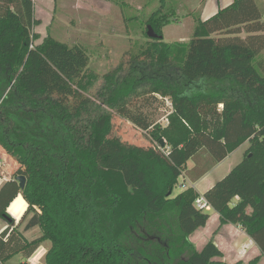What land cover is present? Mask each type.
<instances>
[{
  "label": "trees",
  "instance_id": "obj_1",
  "mask_svg": "<svg viewBox=\"0 0 264 264\" xmlns=\"http://www.w3.org/2000/svg\"><path fill=\"white\" fill-rule=\"evenodd\" d=\"M167 8L160 0L147 21L145 48L100 77L81 46L50 35L34 46L32 0H0V151L10 169L0 170V221L9 224L0 264L29 260L48 241L45 264H229L213 240L202 251L190 240L210 219L195 207L201 195L189 187L172 196L190 161L201 176L211 169L202 156L213 168L245 143L243 160L203 196L220 228L240 226L259 248L248 264L264 258V16L256 0H236L197 19L188 43L167 44ZM52 91L91 101L74 114ZM159 98L171 104L165 127L145 111ZM130 103L132 124L161 154L110 138ZM18 196L27 203L20 224L30 216L24 231L41 230L32 241L8 214Z\"/></svg>",
  "mask_w": 264,
  "mask_h": 264
},
{
  "label": "rangeland",
  "instance_id": "obj_2",
  "mask_svg": "<svg viewBox=\"0 0 264 264\" xmlns=\"http://www.w3.org/2000/svg\"><path fill=\"white\" fill-rule=\"evenodd\" d=\"M225 2V0H222V3ZM256 2L264 16V0H256ZM96 3L97 5L95 6H93L95 0H40L39 3H35L34 17L36 25L33 27V33L38 36V40L34 42V46L41 44L48 35L70 47L81 46L90 57L88 71L94 72L100 77L109 73L121 63H127L129 51L135 53L139 49L145 48L147 43H149L145 34L147 29L146 23L150 16L158 10L160 0H97ZM187 6L190 10H193L197 6V0H189ZM199 12L200 17L203 19L210 17L208 6L205 10L203 9ZM190 17L189 15H181L178 17L181 24L166 25L163 29V36L165 35L164 42L167 44L176 42L188 43L193 36L195 26L193 20L197 18V15L188 19ZM241 37H246V34H242ZM99 86H97V89ZM50 95L67 105L74 114L91 101L88 95L82 93L69 97L62 91H52ZM147 105L149 107L145 111L151 115L154 124H159L163 127L167 126V117L171 110L169 100L159 98L157 101H154L153 99H149ZM133 107V103H130L124 106L119 113L115 114L110 138L127 146H136L146 150L155 149L161 154L162 152L158 144L146 132L139 130L132 124L131 114L135 110ZM248 149L249 143L231 154L221 166L213 170L198 185V190H203L211 182L216 184L227 176L243 160L245 152ZM0 162H4V157L0 156ZM201 163L204 168L212 169L210 161L206 157L202 156ZM193 164L195 166V163L191 161L188 165L191 167ZM5 170L10 172L9 168H5ZM5 170H1V172L5 173V176H8ZM186 183L187 180L182 175L179 178L172 197L188 189L189 185ZM237 200L234 199V203ZM208 214L212 218L207 227L208 230H206L212 233L216 232V230L219 232L218 220L214 218L216 215L215 211H210ZM2 225H4V221L0 222V227ZM231 229H233L232 226L226 229V233L230 234ZM38 230L39 235H41V230ZM204 233L206 232H199L194 237V243H192L197 250L202 249L207 238V235L205 236ZM45 245L44 250L35 255L34 262L41 261V263H45L42 255L47 248L50 249L51 243L48 241ZM231 256L232 254L228 257V260L234 264H246L248 261L247 257H242V259L237 255L233 258ZM238 259L240 261H237ZM3 264L31 263L23 254H19Z\"/></svg>",
  "mask_w": 264,
  "mask_h": 264
},
{
  "label": "crops",
  "instance_id": "obj_3",
  "mask_svg": "<svg viewBox=\"0 0 264 264\" xmlns=\"http://www.w3.org/2000/svg\"><path fill=\"white\" fill-rule=\"evenodd\" d=\"M32 1L34 3V6H36L35 3H39L40 0H32ZM225 1H226L225 3H222V0H197V6H195V8H193V10H190V8L187 6L189 0H168V8H169L170 14L172 16L170 19V23L168 25L181 24V21L178 20V17H180L181 15H183V16L189 15L191 17L197 15V18H195L193 20L194 25H195L194 29H195L197 19H200L201 21H206V20L210 19L211 17L215 16L220 10L231 6L236 0H225ZM96 2H97V0H95V4L93 6L97 5ZM207 6L209 9L208 13H209L210 17L203 19L200 17L199 11H202L203 9L205 10L207 8ZM191 17L188 19H191ZM164 37H165V35H164ZM243 38H245V37H243ZM245 144H247V143H245ZM244 145H242L240 148H238L235 152H237L238 150L243 148ZM235 152H233V153H235ZM0 156L4 157L5 154L2 151H0ZM230 156H231V154L223 162L216 165L212 169L208 170V172L206 174L201 175V176H198L199 173H197V171L195 170L194 164L191 167L188 165V168H189L188 173L184 175V178H186V180H187L186 184L189 185V187H193L200 195H204L209 189H211L215 185V183L211 182L208 186H206L201 191L198 190V185H200L205 180V178H207V176H209V174L213 170H215L216 168L221 166ZM11 161H12V165L16 164L13 160H11ZM10 165H11V162H10ZM5 168H7V167H5ZM5 168L3 170H5ZM5 172H7V174L9 173L7 170H5ZM6 180H7V178H0V187L6 182ZM237 202H238V200H237ZM236 203H234V201H233V204H236ZM26 210H27V203L25 202V200L23 199L22 196H18V198H16V200L11 204V206L8 209V214L15 221L14 225H13L14 228L20 224V222L18 223V221L21 220V218L24 215V213L26 212ZM211 211H214V210H211ZM215 213H216V215L214 218L216 220H218V224H219L218 228L220 229L219 232H218V230H216V232H213V233L210 231L209 232L207 231L208 230L207 227H208L210 220L212 218L210 216V219H209L206 227L200 228L190 237L191 242L194 243V237L199 232H206V233H204V235L205 236L207 235V238L205 239V242H204V245L202 246V249L198 250V251H202L203 248L205 247V245L210 240H213L215 242V244L217 245V247L223 252V254H224L223 260L229 264H234L232 261L230 262L228 260V257L231 254H232L231 258L235 257L236 255L240 256V258L247 257L248 261L246 264H248L251 260H253L254 258L259 257L261 255L260 250L256 246V244L254 243V241L245 233V231L240 226L228 224V225H225V226L220 228L219 215L217 212H215ZM26 224H27V222L25 221L24 223L20 224V226H18L19 231L23 232L24 237L28 241H32V240L38 238L40 236L39 230H38L39 228L36 227V228H33V229L25 232L24 229H25ZM8 226H9L8 222L4 221V225H2L0 227V233L4 229H6ZM230 226H232L233 229H231L230 234H227L226 229L230 228ZM243 239H244V241H242ZM245 246H247V251H246L245 255L244 254L242 255L241 253L243 252V247H245ZM45 247H46V245L44 243L28 261L31 264H45L43 262L41 263V261H37V262L33 261L35 255L37 253H39L41 250H44ZM47 249H49V248H47ZM47 249L45 250L44 254L42 255L43 259L45 258V255L48 251ZM237 261H240V259H238ZM263 263H264V258H261L259 264H263Z\"/></svg>",
  "mask_w": 264,
  "mask_h": 264
},
{
  "label": "built area",
  "instance_id": "obj_4",
  "mask_svg": "<svg viewBox=\"0 0 264 264\" xmlns=\"http://www.w3.org/2000/svg\"><path fill=\"white\" fill-rule=\"evenodd\" d=\"M31 48H33V46H31ZM5 167H6L5 163L0 162V170H3ZM195 207L202 212H210L212 210L210 204L203 195L197 198L195 202ZM246 251H247V246L243 247V252L241 254L242 255L245 254Z\"/></svg>",
  "mask_w": 264,
  "mask_h": 264
},
{
  "label": "water",
  "instance_id": "obj_5",
  "mask_svg": "<svg viewBox=\"0 0 264 264\" xmlns=\"http://www.w3.org/2000/svg\"><path fill=\"white\" fill-rule=\"evenodd\" d=\"M147 35H148V37L150 39H156V38H158V35L154 32V30L151 27H148V33H147ZM161 144L163 145V142ZM17 181L19 183L20 188L22 190H24L25 189V186H26V177H24V176L18 177L17 178Z\"/></svg>",
  "mask_w": 264,
  "mask_h": 264
}]
</instances>
